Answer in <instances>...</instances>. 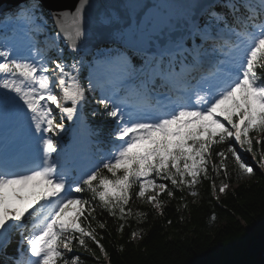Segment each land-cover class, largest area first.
Listing matches in <instances>:
<instances>
[{
	"label": "snow or ice",
	"instance_id": "1",
	"mask_svg": "<svg viewBox=\"0 0 264 264\" xmlns=\"http://www.w3.org/2000/svg\"><path fill=\"white\" fill-rule=\"evenodd\" d=\"M44 5L23 0L0 34V247L19 234L16 264H82L66 254L95 256L89 242L107 257L97 216L122 233L145 216L133 198L160 210L204 180L223 194L229 162L255 174L244 154L264 172V0ZM93 104L110 130L85 169L61 141Z\"/></svg>",
	"mask_w": 264,
	"mask_h": 264
},
{
	"label": "trees",
	"instance_id": "2",
	"mask_svg": "<svg viewBox=\"0 0 264 264\" xmlns=\"http://www.w3.org/2000/svg\"><path fill=\"white\" fill-rule=\"evenodd\" d=\"M129 57L134 67H140L136 53H129ZM92 107L94 104L85 109L90 137L106 140L110 126L91 115ZM88 154L94 162L98 159L96 145L89 144ZM243 158L255 174L239 178L229 162V189L223 194L214 192L211 182L204 180L197 186L196 197L187 191H177L174 198L163 195L160 210L133 198L129 207L145 216L129 219L122 233L116 231L119 221L97 216L108 221L106 230L97 228L107 257L89 242L95 256L74 248L68 258L79 256L82 264H264V172L256 165L259 155L254 162L250 154ZM221 179L216 178L217 185ZM76 195L89 196L87 192ZM134 230L142 231V235L133 239ZM18 245L14 237L0 252V264H8L19 254Z\"/></svg>",
	"mask_w": 264,
	"mask_h": 264
},
{
	"label": "water",
	"instance_id": "3",
	"mask_svg": "<svg viewBox=\"0 0 264 264\" xmlns=\"http://www.w3.org/2000/svg\"><path fill=\"white\" fill-rule=\"evenodd\" d=\"M23 0H0V11L7 9L9 6L21 3ZM78 0H45V10H58V11H63V10H74ZM111 2L116 3V4H125V3H148L151 4L153 0H111ZM90 3L95 6L98 3V0H90ZM88 25L86 24V27ZM109 42L107 41H98V40H91L89 41V46L92 47L93 49H96L99 45L102 44H108ZM112 44V43H110ZM119 46L125 47L121 44L116 43ZM115 44V45H116Z\"/></svg>",
	"mask_w": 264,
	"mask_h": 264
},
{
	"label": "rangeland",
	"instance_id": "4",
	"mask_svg": "<svg viewBox=\"0 0 264 264\" xmlns=\"http://www.w3.org/2000/svg\"><path fill=\"white\" fill-rule=\"evenodd\" d=\"M5 25H7L8 29H9V33L8 34L10 35L11 34L10 30L13 27H15V22L8 21L5 18V14H3L0 17V31L4 32V26ZM77 126L80 127L79 130L82 131V129H83V133L78 130ZM87 130H88V126L85 123H84L83 126L74 125L73 128H71L67 132V134L65 135V137L68 140V146L71 145L70 153H73V154H75V156H78L80 158L81 164H83V162L85 161V160H83L84 159V154H85V147H86V135H84V133L87 132ZM71 142H73V143H71ZM227 189H229V187H227L226 190ZM2 248L3 247H0V249H2ZM15 264H16V262H15Z\"/></svg>",
	"mask_w": 264,
	"mask_h": 264
},
{
	"label": "bare ground",
	"instance_id": "5",
	"mask_svg": "<svg viewBox=\"0 0 264 264\" xmlns=\"http://www.w3.org/2000/svg\"><path fill=\"white\" fill-rule=\"evenodd\" d=\"M73 143V142H72Z\"/></svg>",
	"mask_w": 264,
	"mask_h": 264
}]
</instances>
